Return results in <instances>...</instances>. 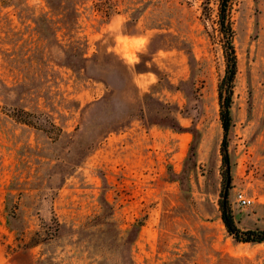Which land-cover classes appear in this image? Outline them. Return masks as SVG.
<instances>
[{"label": "rangeland", "instance_id": "374dc122", "mask_svg": "<svg viewBox=\"0 0 264 264\" xmlns=\"http://www.w3.org/2000/svg\"><path fill=\"white\" fill-rule=\"evenodd\" d=\"M73 1L0 0V264H264L221 218L219 0ZM232 20L229 199L264 229V0Z\"/></svg>", "mask_w": 264, "mask_h": 264}, {"label": "trees", "instance_id": "16d2710c", "mask_svg": "<svg viewBox=\"0 0 264 264\" xmlns=\"http://www.w3.org/2000/svg\"><path fill=\"white\" fill-rule=\"evenodd\" d=\"M48 6L52 10L68 9L74 10L79 13L81 5L73 0H46ZM234 0H219L218 7V22L220 25V33L223 41V50L226 58V73L219 84V102H220V116L223 126V140L221 151L223 155V165L226 166L224 170V189L220 199L221 218L227 228V231L238 242H264V229H242L234 216V212L229 199V188L231 187V162L228 151L229 137L231 129L234 125L232 105L235 78L237 74V53L234 43L235 30L232 20V9ZM53 20V19H50ZM70 68L74 69L70 64ZM24 123H30L28 120L21 119ZM38 241H35L36 244Z\"/></svg>", "mask_w": 264, "mask_h": 264}, {"label": "built area", "instance_id": "2783aa9c", "mask_svg": "<svg viewBox=\"0 0 264 264\" xmlns=\"http://www.w3.org/2000/svg\"><path fill=\"white\" fill-rule=\"evenodd\" d=\"M237 200L240 204L249 205L252 203V199L246 196L243 192L237 194Z\"/></svg>", "mask_w": 264, "mask_h": 264}]
</instances>
